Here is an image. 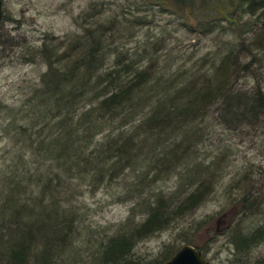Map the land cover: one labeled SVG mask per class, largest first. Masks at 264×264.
Masks as SVG:
<instances>
[{
	"label": "rangeland",
	"instance_id": "374dc122",
	"mask_svg": "<svg viewBox=\"0 0 264 264\" xmlns=\"http://www.w3.org/2000/svg\"><path fill=\"white\" fill-rule=\"evenodd\" d=\"M1 1L0 178L22 174L43 186L28 204H44L56 224L68 226L45 231L50 242L64 245L67 264H99L109 238L128 236L145 223L146 204L165 213L166 224L134 244L131 257L141 264H163L184 244L201 249L207 264H264V118L227 114L225 99L196 118L150 114L157 100L185 87L181 79L202 84L228 54L238 66L233 98L257 90L264 97V9H256L264 0H207L206 13L199 9L205 0H194L188 10L165 8L169 0ZM90 34L102 37L111 54L94 69L96 80L132 64L151 75V90L134 93L139 97L132 100L138 102L134 117L97 119L105 126L85 143L87 158L80 163L103 167L113 146L129 138L130 155L149 161L123 162L118 169L104 165L106 174L79 179L76 166L59 158L56 149L62 127H72L105 99L95 97L104 86L98 83L61 112L39 103ZM176 98L185 105L184 95ZM47 113L54 115H42ZM62 117L69 122L60 128ZM0 235L9 239L5 229ZM243 240L248 243L241 245Z\"/></svg>",
	"mask_w": 264,
	"mask_h": 264
},
{
	"label": "trees",
	"instance_id": "16d2710c",
	"mask_svg": "<svg viewBox=\"0 0 264 264\" xmlns=\"http://www.w3.org/2000/svg\"><path fill=\"white\" fill-rule=\"evenodd\" d=\"M152 1L158 4L161 3L158 2L159 0ZM253 1H250L251 4L255 3ZM193 2L194 0H169L168 2H164V6L168 9L181 7L188 10L189 5ZM208 5L207 0H205L199 6V9L205 12L208 10ZM256 9L258 11L264 9V4H261ZM101 40L102 37L94 34L85 35L84 39L80 40L82 50L76 55L77 57L74 61L73 58H70L63 64L60 72L55 75L56 80L54 83L57 85L51 86L52 91L47 93L49 96L39 103L43 107V102H49L50 111L56 109V111L61 112L70 107L71 102L75 98L79 100L84 98V93L90 90L92 91L98 83L104 86L103 90H100L95 97L102 95L105 99L97 108L90 110L87 114H81L75 125L64 128L63 125L69 122V117H62L60 119L61 122H57L60 128L63 126V135H61V141L56 149V154H58V157L60 156L59 158H63L67 164L71 165V168L72 166H76L77 169L74 167L76 171L75 176L79 179H83L82 176H87L93 172L96 176L102 175L106 172L103 170L105 168L104 165L109 169H118L122 166L123 162L129 165L133 164V166H141L146 165V162L149 161L147 158L142 161H137L136 157L134 158L132 154L130 155V152L126 150L130 141L129 138L122 143V146H115L117 148L113 146V150H110L104 158L105 163L102 165L103 167L91 165L87 161L90 165L89 168H91L89 170L86 162L84 164L80 163L82 162L81 159L85 160L87 158V148L85 145L91 143L93 134L105 126L99 125L97 119L103 121L105 116L108 115H111V118L109 120L105 119L106 121H114V118L118 115L124 116L126 120L130 119L129 117H134L136 115L134 112L137 111L135 104L138 102L132 103V100L135 99L138 101L139 99L138 96H134V93L138 91L142 94L143 88L144 91L146 89L151 90L150 86L147 85L151 79V75L148 76L146 72L134 69L132 64H127L122 70H115L116 72L110 70L101 75L103 77L102 81H99L100 78L96 80L97 74H93L94 69L102 63L105 57H110L111 55L103 48ZM117 66L118 64H115V69H117ZM237 67V64L231 61L230 54L223 56L222 62L218 68H215L216 70H214L211 77H207L206 75L202 77L201 79H204L202 84L196 78H194L192 84L186 81L187 78L181 79V81H185L184 83L180 82L181 84H185V87L176 90L174 96H167L168 98H164V101L157 100V106L150 114H163L159 118H163L164 120L170 119V116H176L178 119H186V117L188 118L186 114H193L190 117L196 114H205L207 113V109L214 103L216 104L225 99L228 103V107L225 110L227 114H260L264 118V97L259 90L249 94L244 93L243 96L233 98L231 94L233 89L231 80L238 70ZM174 81L176 80L174 79L172 83ZM196 82H198V85ZM154 83L153 88L155 89V85L160 83L158 81ZM198 86L201 87L195 88ZM141 90L142 92H140ZM181 95L187 98L183 106L179 105L178 101L180 99L176 98L182 97ZM92 102L93 98L84 104ZM109 102L111 105L108 104ZM139 102H141V98ZM45 111L47 112L48 110ZM92 111L96 114H90ZM48 113L42 115H54ZM193 118L196 117L194 116ZM149 119L152 120L154 118L150 117ZM70 120L72 119L70 118ZM142 131L144 130L139 132ZM62 154L64 155L62 156ZM14 178V174L6 176L3 179L0 178V229H5L9 235V239L5 241L0 239V264L69 263L70 261L65 256V250L63 249L64 245L60 244V240L57 239V241L50 242L51 239L49 240L45 236V231H48V229L51 231L55 228L57 229V227L63 229L62 226L65 224H56L57 217L52 213L47 214L45 211L47 207L44 204L40 206L38 201L32 204L29 202L28 204V197L35 193V191H42L43 186L37 180L31 181V176L26 177L28 180H25L22 174ZM26 185H30L28 195L27 191H25ZM143 210L147 211L148 216L145 223L140 225L141 227L137 228L136 232L128 236L120 237L119 235L109 238L101 247L102 255L99 264H141L131 257L134 244L138 240L146 237L148 233H152L158 226H164V220L166 218V214L160 212L158 207L153 208L146 204V209ZM66 226L64 227L68 228ZM56 229L55 232H57ZM69 234L73 233L70 232ZM247 243V241L243 240L242 244H240ZM194 247L196 248L195 245Z\"/></svg>",
	"mask_w": 264,
	"mask_h": 264
},
{
	"label": "water",
	"instance_id": "95a60500",
	"mask_svg": "<svg viewBox=\"0 0 264 264\" xmlns=\"http://www.w3.org/2000/svg\"><path fill=\"white\" fill-rule=\"evenodd\" d=\"M1 16V1H0ZM163 264H207L201 250L185 244L181 246L175 253Z\"/></svg>",
	"mask_w": 264,
	"mask_h": 264
}]
</instances>
